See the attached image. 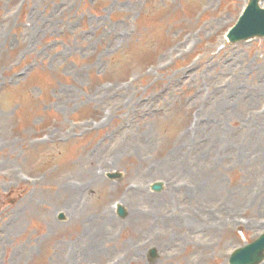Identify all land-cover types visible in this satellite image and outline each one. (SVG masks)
<instances>
[{
    "label": "rangeland",
    "instance_id": "obj_1",
    "mask_svg": "<svg viewBox=\"0 0 264 264\" xmlns=\"http://www.w3.org/2000/svg\"><path fill=\"white\" fill-rule=\"evenodd\" d=\"M246 1L0 0V264H228L264 230Z\"/></svg>",
    "mask_w": 264,
    "mask_h": 264
},
{
    "label": "water",
    "instance_id": "obj_2",
    "mask_svg": "<svg viewBox=\"0 0 264 264\" xmlns=\"http://www.w3.org/2000/svg\"><path fill=\"white\" fill-rule=\"evenodd\" d=\"M254 35H264V10L259 9L256 0L251 2L244 18L234 30L232 39H245ZM263 250L264 234L251 244L237 250L235 255L236 261L242 264H252L258 262L262 258Z\"/></svg>",
    "mask_w": 264,
    "mask_h": 264
},
{
    "label": "bare ground",
    "instance_id": "obj_3",
    "mask_svg": "<svg viewBox=\"0 0 264 264\" xmlns=\"http://www.w3.org/2000/svg\"><path fill=\"white\" fill-rule=\"evenodd\" d=\"M238 89L239 88H237L236 87V91H238ZM67 207H68V210L69 211H71V212H74L75 211V208H74V206L72 205V204H67ZM194 221V220H193ZM192 220H188V222H193ZM104 224H106V223H104ZM103 224V225H104ZM98 245H96V244H87L84 248H83V250H82V252H87V253H92V254H95L96 252H97V250H98ZM69 259V258H68ZM70 260V259H69ZM120 262V261H119ZM118 262V263H119Z\"/></svg>",
    "mask_w": 264,
    "mask_h": 264
}]
</instances>
